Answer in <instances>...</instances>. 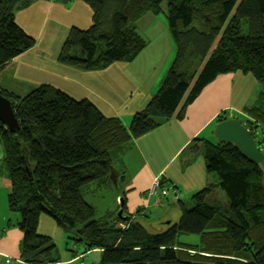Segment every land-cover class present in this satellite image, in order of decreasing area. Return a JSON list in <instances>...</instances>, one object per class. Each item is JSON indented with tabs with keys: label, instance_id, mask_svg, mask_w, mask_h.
<instances>
[{
	"label": "trees",
	"instance_id": "obj_1",
	"mask_svg": "<svg viewBox=\"0 0 264 264\" xmlns=\"http://www.w3.org/2000/svg\"><path fill=\"white\" fill-rule=\"evenodd\" d=\"M32 1L0 0V70L35 45L15 19ZM82 1L92 10L91 24L69 29L59 62L93 70L133 60L148 43L137 28L147 12L164 14L174 56L128 126L89 99L48 84L24 95L0 87L18 120L15 131L0 122V173L11 182L8 207L19 214L20 258L32 264L59 261L52 238L37 230L44 213L84 250L101 249L98 264H264V161H249L233 142L194 138L183 149L185 162L202 154L215 178L192 194L190 204L179 199V219L162 230L137 219L145 216L142 206L124 215V196L121 216H97L84 197L87 189L115 179L113 162L132 138L172 117L183 118L186 106L222 72L250 73L261 84L243 107L247 117L238 119L264 149V0ZM224 119L225 113L217 121ZM158 181L171 186L165 178ZM189 234L198 242L180 239Z\"/></svg>",
	"mask_w": 264,
	"mask_h": 264
},
{
	"label": "crops",
	"instance_id": "obj_2",
	"mask_svg": "<svg viewBox=\"0 0 264 264\" xmlns=\"http://www.w3.org/2000/svg\"><path fill=\"white\" fill-rule=\"evenodd\" d=\"M151 15H155V23ZM15 19L35 38V45L12 58L0 70V87L24 95L37 85L48 84L74 98L89 99L105 116H116L125 126L156 92L172 61L173 41L162 19L150 12L137 20L138 31L144 34L139 33L148 39L146 47L133 60L114 61L93 70L72 67L57 60L69 29L72 26L86 28L91 24L92 10L84 1L33 0L15 12ZM261 87L250 73L238 70L219 73L186 106L183 118L172 117L132 138L119 159L113 162L116 178L106 186L87 189L85 194L101 188L113 193L107 211L122 208L124 196L126 215L147 202V190L155 178L162 177L171 183L168 186L171 193V189L177 193L183 189L186 194H193L215 175L204 170L205 161L200 153L185 162L181 156L183 149L194 138L210 139L203 133H213L218 116L223 113L227 118L244 120L247 114L243 107L253 102ZM195 165L200 175L192 173ZM10 188V180L0 173V264H32L20 258L22 232L18 227L19 214L8 207ZM168 193L149 198L148 207L143 209L145 216L140 215L150 230H162L168 224L167 218H171L170 222L179 218L178 203L168 209L165 206L171 202L167 200ZM155 213L158 217L151 218ZM141 217L137 219H143ZM59 229L62 228L52 217L44 213L39 215L38 232L50 236L59 251V261L48 264H98L101 249L84 250L80 242L69 239L67 234L60 251L55 241ZM63 237L61 235V239ZM87 255H93V259L86 260Z\"/></svg>",
	"mask_w": 264,
	"mask_h": 264
},
{
	"label": "water",
	"instance_id": "obj_3",
	"mask_svg": "<svg viewBox=\"0 0 264 264\" xmlns=\"http://www.w3.org/2000/svg\"><path fill=\"white\" fill-rule=\"evenodd\" d=\"M0 122L10 131L18 128V120L11 101L0 93ZM213 134L222 142H233L239 148L241 154L251 162L264 161V152L256 143L255 137L238 118L231 117L217 122ZM122 204V201H121ZM122 208L117 215L121 216ZM169 223L170 221H166Z\"/></svg>",
	"mask_w": 264,
	"mask_h": 264
},
{
	"label": "rangeland",
	"instance_id": "obj_4",
	"mask_svg": "<svg viewBox=\"0 0 264 264\" xmlns=\"http://www.w3.org/2000/svg\"><path fill=\"white\" fill-rule=\"evenodd\" d=\"M153 14V13H152ZM153 20H154V23H155V15H151ZM157 17L158 18H161L162 21H163V24L165 26V30L167 29V24H166V18L164 16L163 13H159L157 14ZM156 21H159V20H156ZM245 25V24H244ZM244 30H246L247 26L245 25L244 27ZM140 33L141 34H144V32L139 29ZM147 39V38H145ZM148 40V39H147ZM173 56H174V51L172 52L171 54V60L173 59ZM32 90V89H31ZM30 90V91H31ZM131 121V120H130ZM203 136L207 137V138H210L212 141H215V136L213 133H210V131H205L203 133ZM3 156V149H2V145L0 143V159L2 158ZM206 168L204 167V170ZM207 170V169H206ZM208 172V171H207ZM193 174H199V168L195 165L194 167V172H192ZM211 176L212 174H214L213 172H210ZM215 175V174H214ZM116 178V176H115ZM263 183H264V172H263ZM205 186V185H204ZM203 187V186H202ZM182 189V188H181ZM184 190L182 189V192H178L177 194H180V196H178L177 194H174V193H171L169 192L168 193V196H167V200L168 201H171V202H168L165 206L166 208L167 207H170L172 204H177L178 203V200L180 199L182 202H185L187 204H190L191 203V196H192V193H188L186 194L187 192H183ZM115 192V191H114ZM113 194V193H112ZM112 194L110 191H108L107 189H99L93 193H86L84 195L85 199L87 201H92L91 203H93V205L95 206V209H96V215L97 216H101V214H107V213H111L113 214V216L117 215L118 211H119V208L118 209H115V210H109L107 211V207L109 205V202H111V198H112ZM223 196H224V193H221ZM121 199V198H120ZM120 199H119V202H118V205L120 203ZM95 203V204H94ZM143 205V204H142ZM168 209V208H167ZM167 209L165 210V212L167 211ZM130 211H132V209H130ZM126 209L124 210L123 214L126 215ZM164 212V211H163ZM162 214V213H161ZM160 214V215H161ZM180 215H181V210H180ZM179 215V217H180ZM158 217V214L155 213V215H152L151 218H157ZM143 219H141V223H143L144 221V217H141ZM179 219V218H178ZM177 219V220H178ZM172 221L171 218H167V221ZM176 220V221H177ZM175 222V221H173ZM146 226V225H145ZM148 229L149 227L146 226ZM59 233L57 234L56 236V244L57 246L59 247L60 251L62 250V248L64 247V243L65 241L67 240L65 237H66V232L63 231V229H59ZM61 235H63L64 237L61 239ZM180 239L185 241V242H198V236L197 235H194V234H189V235H182L180 236ZM58 251V250H57ZM59 252V251H58ZM86 260H92L93 259V255H87L86 256Z\"/></svg>",
	"mask_w": 264,
	"mask_h": 264
},
{
	"label": "built area",
	"instance_id": "obj_5",
	"mask_svg": "<svg viewBox=\"0 0 264 264\" xmlns=\"http://www.w3.org/2000/svg\"><path fill=\"white\" fill-rule=\"evenodd\" d=\"M259 148L262 151H264V149L261 145L259 146ZM171 190L173 191L174 194H177V192L174 189H171ZM168 192H169V188L168 187H161L159 184L158 178H155L147 190V194H146L147 202L144 205H142V208L146 209L148 207V200L152 196H155L157 194L165 196Z\"/></svg>",
	"mask_w": 264,
	"mask_h": 264
}]
</instances>
